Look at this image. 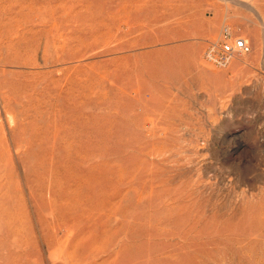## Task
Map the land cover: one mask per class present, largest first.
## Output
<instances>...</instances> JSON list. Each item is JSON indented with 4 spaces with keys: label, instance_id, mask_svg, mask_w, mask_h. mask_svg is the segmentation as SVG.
<instances>
[{
    "label": "rangeland",
    "instance_id": "obj_1",
    "mask_svg": "<svg viewBox=\"0 0 264 264\" xmlns=\"http://www.w3.org/2000/svg\"><path fill=\"white\" fill-rule=\"evenodd\" d=\"M0 264H264V0H0Z\"/></svg>",
    "mask_w": 264,
    "mask_h": 264
},
{
    "label": "built area",
    "instance_id": "obj_2",
    "mask_svg": "<svg viewBox=\"0 0 264 264\" xmlns=\"http://www.w3.org/2000/svg\"><path fill=\"white\" fill-rule=\"evenodd\" d=\"M250 51V47L243 39H232L231 31L224 27L220 37L207 46L206 58L217 67H227L240 54Z\"/></svg>",
    "mask_w": 264,
    "mask_h": 264
}]
</instances>
